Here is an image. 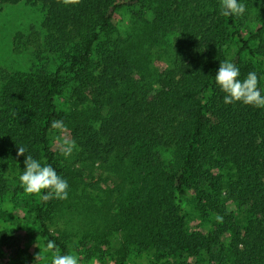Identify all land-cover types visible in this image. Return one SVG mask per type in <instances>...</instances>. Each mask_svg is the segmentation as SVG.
<instances>
[{"label":"trees","instance_id":"trees-1","mask_svg":"<svg viewBox=\"0 0 264 264\" xmlns=\"http://www.w3.org/2000/svg\"><path fill=\"white\" fill-rule=\"evenodd\" d=\"M238 2L246 7L241 17L221 15V0H0L43 12L41 32L17 35L14 51L31 48L33 62L61 61L51 72L0 69V204L8 165L20 176L31 155L82 202L80 214L95 225L86 238L103 245L121 234L122 258L153 251L158 260L264 264V108L225 104L215 80L225 61L240 80L249 72L264 79V0ZM144 4L152 21L143 44L175 35L169 66L148 82L132 78L130 56L113 38L115 17L124 9L141 14ZM65 75L83 96L84 109L69 116L72 142L87 161L106 164L108 175L65 170L51 149V122L64 121L56 98ZM18 147L26 154L17 156ZM47 191L14 189V207L30 224L27 237L54 241L56 254L66 255L68 244L48 228L66 199L44 201ZM179 197L213 220L208 232L186 230ZM5 258L26 264L31 254L20 236L0 231Z\"/></svg>","mask_w":264,"mask_h":264},{"label":"rangeland","instance_id":"rangeland-1","mask_svg":"<svg viewBox=\"0 0 264 264\" xmlns=\"http://www.w3.org/2000/svg\"><path fill=\"white\" fill-rule=\"evenodd\" d=\"M140 7V6H139ZM151 9H148L144 4L138 15H133V12L127 9L122 10L113 20L114 35L113 38L120 43L123 50L130 56L133 63V73L131 74L134 80L148 82V78L153 73L161 72L169 66V61L172 55V46L175 35L166 34L161 38H156L150 45L148 42L143 44L141 37L147 32L146 28L152 21ZM43 20V12L38 7H31L22 3L12 5H0V69L5 70L9 74H25L35 68H40L46 71H53L61 61L49 57V60L41 62H33L31 48L23 49L20 52L14 51V39L17 35L29 34V29L33 27L35 30H40V25ZM128 38H130L128 40ZM143 44V45H142ZM142 46V47H141ZM141 47V48H140ZM140 48V49H139ZM139 49V50H138ZM129 51V52H128ZM138 54V55H136ZM65 83L61 93L56 98V104L61 112V118L65 128L63 131L53 129L49 134V142L53 150L56 160L61 168L70 170L73 173L79 172L84 177L91 174L97 177L103 173L108 175L109 172L105 168L107 165L100 162L92 163L87 161L85 156L80 155L73 143L72 153L67 158L62 154L61 149L65 147L64 141L72 142L70 136V115L83 110L82 95L78 92L77 83L71 82L70 76L65 75ZM258 88L261 94L264 95V79L258 82ZM92 172V173H91ZM3 176L7 182V193L1 199L0 204V231H6L15 236H20L25 241V248L31 254V258L26 264H51L52 257L56 254V250H50L37 237L32 239L27 237L30 224H26L20 220L15 209V196H12L14 189H21L23 186L19 180V171L14 164H9ZM113 179L115 177L112 176ZM25 192V191H24ZM82 202L73 196H68L62 203L60 211L51 222H48V228L52 234L61 237L70 249L71 255L78 259V264H216L209 262L204 257L179 259H157L153 251L148 252H131L126 258H122L121 253V234L112 233L107 237V243L99 245L86 235L92 234L94 226L90 221L84 219L80 214L82 210ZM179 205L181 215L185 218L186 230L208 232L213 220L202 219L188 205L187 199L179 197ZM232 209V206L228 207ZM29 223V222H28ZM222 242L227 243L225 237ZM38 256V257H37ZM0 264H18L7 258L1 259Z\"/></svg>","mask_w":264,"mask_h":264},{"label":"clouds","instance_id":"clouds-1","mask_svg":"<svg viewBox=\"0 0 264 264\" xmlns=\"http://www.w3.org/2000/svg\"><path fill=\"white\" fill-rule=\"evenodd\" d=\"M80 0H63L64 4H78ZM246 7L238 0H221V15L241 17L245 13ZM240 76L239 68L232 62H221L219 70L216 73L215 80L220 89L226 94L224 96L225 104L242 102L245 105H252L258 108H264V95L258 88V76L255 72H249L244 80L238 79ZM53 129L63 131L65 125L62 120H53L51 122ZM74 142L64 141L65 147L61 149L62 154L67 158L72 153ZM26 148L18 147L17 156L26 154ZM24 171L19 180L28 194H40L48 190L42 196L44 201L51 198L67 199L68 182L61 178L51 165L42 166L41 163L31 155H26L24 160ZM47 248L54 250L56 245L54 241L47 242ZM38 257V256H37ZM51 264H78L76 256L71 254H54Z\"/></svg>","mask_w":264,"mask_h":264}]
</instances>
